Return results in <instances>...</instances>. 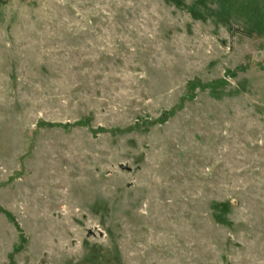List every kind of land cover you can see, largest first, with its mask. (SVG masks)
I'll use <instances>...</instances> for the list:
<instances>
[{
    "label": "rangeland",
    "instance_id": "374dc122",
    "mask_svg": "<svg viewBox=\"0 0 264 264\" xmlns=\"http://www.w3.org/2000/svg\"><path fill=\"white\" fill-rule=\"evenodd\" d=\"M0 264H264V0H0Z\"/></svg>",
    "mask_w": 264,
    "mask_h": 264
}]
</instances>
